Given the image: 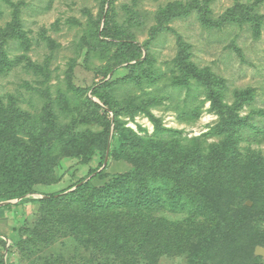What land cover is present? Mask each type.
<instances>
[{"label": "trees", "instance_id": "obj_1", "mask_svg": "<svg viewBox=\"0 0 264 264\" xmlns=\"http://www.w3.org/2000/svg\"><path fill=\"white\" fill-rule=\"evenodd\" d=\"M192 7L175 2L159 9L150 40L170 30V22L190 16ZM241 7L239 14L235 5L215 20L207 4L196 14L208 29L248 24L258 38L264 15ZM130 11L128 21L137 18L135 25L142 28V14ZM126 27L116 21L112 7L83 31L87 51L99 47L107 59L104 79L96 86H70L71 96L57 104L48 99L33 112L13 96L7 106L0 98V202L21 198L4 205L14 210L25 203L37 206L28 219L17 215L21 225L14 227V236L0 234V264L9 256L16 257L10 264H154L155 256L173 251L186 253L188 264H264V257L254 255L256 246L264 247V156L241 145L264 139V128L250 122L252 113L241 115L254 89H236L228 101L225 80L192 62L180 35L171 75L161 74L150 40L134 42ZM14 37L11 28L0 31V75L14 65L9 57ZM111 71L125 75L106 78ZM160 81L158 98L120 93L123 85L144 91ZM172 91L186 109L187 123L209 103L217 121L208 132L184 137L183 130L166 127L152 112L164 99L173 101ZM200 94L204 98L195 105ZM138 115L151 123V133L128 125ZM86 122L99 129L79 130ZM210 137L217 140L208 142ZM55 154L97 164L65 189L38 193ZM105 159L127 168L109 172ZM34 193L42 197L25 198ZM157 208L171 216H157Z\"/></svg>", "mask_w": 264, "mask_h": 264}, {"label": "rangeland", "instance_id": "obj_2", "mask_svg": "<svg viewBox=\"0 0 264 264\" xmlns=\"http://www.w3.org/2000/svg\"><path fill=\"white\" fill-rule=\"evenodd\" d=\"M104 2L106 3L103 5ZM175 2L192 5L193 13L170 22L168 26L172 30L160 33L156 39L150 40L149 28L157 24L154 18L156 13L159 9ZM205 4L208 7L209 17L213 20L218 19L235 5L237 15L239 9L243 11L241 5L245 4L256 14L264 15V0H0V31L3 33L11 28V35L18 37L12 41L11 47L14 49L9 53L14 65L9 71L0 75V98L5 106L10 104V96H13L16 104L24 109L33 112L37 108L40 111L43 102L48 99L54 100L57 104L62 102L65 96H71L70 86L88 88L102 82L104 67L107 64L105 51L97 47L88 52L82 34L100 14L104 16L113 7L116 21L124 28L127 26L128 35L134 42L144 44L145 41L150 40V49L161 74L171 75V62L177 53V36L180 35L181 39L190 46V60L199 67H209L217 77L225 80L228 101L233 97L234 90L253 88L254 98L248 106H245L241 115L252 113L250 122L255 127L264 128V22L258 38L252 36L248 24H231L221 29H208L200 24L196 14ZM130 10L142 14L145 23L142 28L137 29L135 25L137 18L128 21ZM145 54L143 50L141 59ZM123 65L125 63L120 66ZM113 71L109 72L106 78L112 76L113 79L119 80L125 75L124 71H117L114 74ZM163 85L164 81H160L144 91L131 85H123L120 93L127 97L134 94L143 95L147 92L158 98V89ZM172 92L173 101L164 99L162 104L151 109L152 112L162 119L166 127L183 130L184 137H197L208 132L217 121V116L208 111L209 103L202 105L195 121L187 123L186 109L184 110L183 103L180 102L179 105L176 103L177 94ZM87 95H90V91H87ZM39 96L45 98L41 100ZM184 96L185 92L180 95L179 100ZM203 98V94H200L195 98L194 104L198 105ZM93 99L99 103L97 99ZM55 111H58L56 107ZM128 125L135 130H137L136 125H141L149 133L153 130L151 123L143 115H138L134 122H128ZM78 128L79 130L99 129L98 125L91 122L80 124ZM213 140L217 139L207 138L208 142ZM247 144L253 151L260 152L264 156V139L242 142V148ZM55 157L50 172L47 171V174L41 178L46 182L38 184L36 192L65 189L79 178L86 176L90 166L97 164L93 161L89 165H84L78 158L59 154H55ZM106 166L109 172L123 171L127 168L125 165L105 159L103 167ZM72 189L74 187L70 190ZM38 193L27 195L25 198L42 197ZM20 200H13L8 204H15ZM243 201L246 202L247 199ZM4 205L6 204H0V207L3 206L0 209V234L5 232L11 238L16 234L14 227L21 225L17 215L21 213L22 220L25 217L28 219L37 206L25 203L22 209L14 210V208H4ZM155 214L171 216L161 208H157ZM6 241L9 243L8 238ZM15 259L16 257L9 256L6 260L7 264ZM155 259L154 264H188V257L184 252L173 251L155 256Z\"/></svg>", "mask_w": 264, "mask_h": 264}, {"label": "water", "instance_id": "obj_3", "mask_svg": "<svg viewBox=\"0 0 264 264\" xmlns=\"http://www.w3.org/2000/svg\"><path fill=\"white\" fill-rule=\"evenodd\" d=\"M15 200H19V199H15ZM12 202H13V200H8V201H4L3 203H0V204H8V203H12ZM247 205L250 206L251 202L248 201ZM254 255L260 256V257H264V247L259 246V245L256 246L255 249H254Z\"/></svg>", "mask_w": 264, "mask_h": 264}]
</instances>
